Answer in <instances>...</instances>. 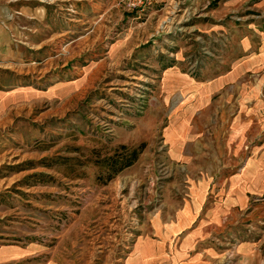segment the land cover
I'll return each mask as SVG.
<instances>
[{"label":"rangeland","instance_id":"374dc122","mask_svg":"<svg viewBox=\"0 0 264 264\" xmlns=\"http://www.w3.org/2000/svg\"><path fill=\"white\" fill-rule=\"evenodd\" d=\"M38 1L0 57V249L31 246L0 264H123L154 218L208 203L264 155V2ZM120 144L141 149L105 180L95 160ZM246 181L262 206V173Z\"/></svg>","mask_w":264,"mask_h":264},{"label":"crops","instance_id":"0c3cea01","mask_svg":"<svg viewBox=\"0 0 264 264\" xmlns=\"http://www.w3.org/2000/svg\"><path fill=\"white\" fill-rule=\"evenodd\" d=\"M85 2L95 3L91 0L82 1L83 4ZM91 7L93 6L90 4L87 14H83L84 19L95 13ZM43 14L42 3L38 0H0V57L5 56L11 49L8 36L10 20L15 18L26 23L28 19L42 18ZM115 44L117 42L111 45ZM87 67L90 68L91 64H87ZM67 81H69L67 86H74L81 84L84 79L79 74ZM57 86L54 84L47 88L46 95H53L58 89ZM242 162L243 171L230 176L223 188L211 186L208 203L199 204L196 200L194 205L181 206L168 221L154 218L153 234L138 236L123 264H222L224 247L218 246V242L212 239L213 233L218 232L220 228L221 231H227V235L221 236L223 238L221 242L224 245L226 243L225 248L231 252L230 264H264V201L262 206H246L249 191L246 180L250 178L252 170L255 173H262L264 188V155L258 160L244 156ZM196 188L197 195H202L206 189L204 182H200ZM248 217L256 222L254 226L258 232L238 233L237 231L242 232L240 228L244 219ZM179 231H182V234L178 235ZM30 249L31 246L26 248L4 246L0 249V259L21 255Z\"/></svg>","mask_w":264,"mask_h":264},{"label":"trees","instance_id":"16d2710c","mask_svg":"<svg viewBox=\"0 0 264 264\" xmlns=\"http://www.w3.org/2000/svg\"><path fill=\"white\" fill-rule=\"evenodd\" d=\"M118 151L96 158L95 163L104 166L107 169L105 180L109 179L114 173L129 165L136 158L141 149V144L137 146L126 147L123 144L119 145Z\"/></svg>","mask_w":264,"mask_h":264}]
</instances>
